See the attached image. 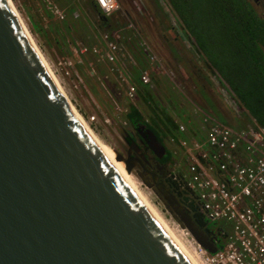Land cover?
<instances>
[{"label": "water", "instance_id": "95a60500", "mask_svg": "<svg viewBox=\"0 0 264 264\" xmlns=\"http://www.w3.org/2000/svg\"><path fill=\"white\" fill-rule=\"evenodd\" d=\"M143 181L217 251L165 185ZM0 264H196L70 106L12 0H0Z\"/></svg>", "mask_w": 264, "mask_h": 264}, {"label": "trees", "instance_id": "16d2710c", "mask_svg": "<svg viewBox=\"0 0 264 264\" xmlns=\"http://www.w3.org/2000/svg\"><path fill=\"white\" fill-rule=\"evenodd\" d=\"M54 1L65 9V18L43 23V15L38 17L27 12L34 34L49 38V31H56L55 42L62 53L70 44L87 48L86 58L89 66L97 70V77L102 78L106 83L108 91L112 93L110 94L113 96L112 99L115 98L116 102L118 99L121 104H125L129 99L127 91L124 95L106 64L108 63L105 56L106 46L101 34L107 33L110 40L128 46L136 56L138 65L133 68V78L138 87L137 97L152 114L157 117L165 116L170 137L177 135L179 124L183 123L188 128L189 135L196 141L203 143L206 140L208 127L202 126L203 119L198 113L191 112L182 117L178 115V110L174 109L171 115L155 105L154 92L160 93L162 89L158 81L163 76L161 74L165 76L167 74L159 67V63L151 62L150 51L147 50V44L142 41L136 18L122 8L104 19L102 16L105 15L94 0ZM166 1L180 18L195 50L205 59L206 66L217 80L216 88L221 89L227 99L235 103L236 111L239 113L235 117L238 123L236 128L240 131H248L250 126L264 127V20L255 14L251 6L243 5L241 0H231L233 11L228 9V0ZM76 12L79 13L78 16H75ZM46 14L50 19L49 11H46ZM163 15L165 16V13ZM50 41L53 42L51 39ZM94 47H100L101 51L94 53ZM68 54H71L70 48ZM78 62L79 58L76 60L77 64ZM142 71L149 73L154 82L153 87L141 83ZM100 83L98 78L97 82L88 81L92 92L111 114L115 104L104 89H101ZM127 106L124 117L130 123L136 124L144 119L142 112L133 103Z\"/></svg>", "mask_w": 264, "mask_h": 264}, {"label": "built area", "instance_id": "2783aa9c", "mask_svg": "<svg viewBox=\"0 0 264 264\" xmlns=\"http://www.w3.org/2000/svg\"><path fill=\"white\" fill-rule=\"evenodd\" d=\"M94 1L105 16L120 9L119 0L116 8H112V0ZM50 9L59 18H65L66 14L57 5L52 3ZM101 39L106 46L107 62L119 71L128 98L136 100L138 87L130 70L138 65L135 57L124 44L110 40L107 33H102ZM80 51L84 54L87 48ZM93 51L99 53L101 48L94 47ZM150 60L160 62L154 52L150 53ZM72 64L70 61L69 65ZM140 77L143 85H152L148 72L142 71ZM228 100L236 109L235 103ZM202 118L208 126L203 143L185 137L172 138L185 149L193 164L186 185L196 193L200 211L211 221L226 223L225 241H215L217 251L210 252L196 241L201 263L264 264V127L250 126L248 131H240L210 114ZM95 119L93 115L92 120ZM179 130L188 132L184 124Z\"/></svg>", "mask_w": 264, "mask_h": 264}, {"label": "rangeland", "instance_id": "374dc122", "mask_svg": "<svg viewBox=\"0 0 264 264\" xmlns=\"http://www.w3.org/2000/svg\"><path fill=\"white\" fill-rule=\"evenodd\" d=\"M18 9L19 13L21 14V17L24 19L25 23L28 25L29 30L31 31L32 35L34 36L38 46L41 48L42 52L45 54L48 62L50 63L54 73L60 80L61 85L64 87L65 91L67 92L68 96L70 97L71 101L74 103L75 107L78 109V111L83 115V117L86 119V121L89 123L91 128L94 130V132L102 138L103 141L110 144L115 150L120 151L121 153H125V135L127 133V130L131 129L130 122L124 117V111L127 109V105L129 103H133L140 112H142L144 119H148L150 116L157 117L156 115L152 114L151 110L141 102L140 98L136 96V100H126L125 104H121L120 101L117 99V102L115 101V98L110 92L108 91V87L106 83L102 80V78L97 77V70L93 67H90L88 64V60L86 58V53H81L80 45H73L70 44L68 46V49L70 48V53L68 54V49L66 48V51L62 53L59 49V47L56 45L55 38H56V31H49V38L41 37L39 35H36L32 32L29 19L27 16V12L31 14H35L38 17H41L42 15L43 23H48L50 21H57L61 18H59L57 15H55L51 9L50 5L53 3V5H57L63 12L65 13V9L59 4L56 3L54 0H44L41 2V0H12ZM51 2V4H50ZM120 2V9H125L128 11L129 15L136 18L139 22V29L138 31L143 34L142 37H145L146 39H152L155 41L156 45H158L159 49H161L162 53L164 54L166 60L168 61L169 66L172 64H175L177 61L180 63H183V61L187 62L188 57L186 58H179L177 56L178 50L174 49L175 44L174 39L180 38L178 40V47L181 52H183V45L185 49H188L189 51V58L194 63H187V65H190L191 68H194L197 65L200 64L202 66L201 69L204 68V60L199 57V53L195 54V47H193L192 40L188 37L187 32L184 30V27L180 21V18L177 16V14L172 10L171 6L168 4L166 0H137L138 3L141 5V9H139L138 4L134 3V0H119ZM49 11L51 14L50 19L48 18L46 11ZM165 13V16L163 15ZM79 13L76 12L75 16H78ZM150 17H153L154 20H159V17H163L164 21L162 23H157L156 26H158L157 30H154L149 33L150 26H148V19ZM161 21V20H159ZM204 21V20H203ZM215 22V21H214ZM164 33V34H163ZM161 35L163 38V42L161 41ZM165 35V36H164ZM50 39L53 41L51 42ZM165 40V41H164ZM62 41V39H61ZM141 41V40H140ZM139 43V42H138ZM140 44V43H139ZM165 45V46H164ZM127 50L130 54H132L135 59L136 56L134 53L126 46ZM158 54V53H157ZM160 57V56H159ZM200 59H198V58ZM79 58L78 64L76 63V60ZM72 61L73 64L69 65V62ZM137 61V59H136ZM152 63H157L153 62ZM138 63V61H137ZM164 63V62H163ZM109 67V72L111 73L112 77L114 78L116 84L121 89V91L126 94L127 88L124 83V81L119 76V71L116 69V66L110 63H106ZM193 64L195 66H193ZM165 67L168 65L165 64ZM172 67V66H170ZM175 69V68H173ZM200 69V70H201ZM207 68L205 67V70ZM175 74L177 75V78H175L173 75L165 76L164 74L160 80L158 81L160 85H162V89L160 93L154 92L153 100L155 102V105L158 106V108H163V110L168 114H173V112L177 109L178 115H181L182 117H185L188 114L193 113H201V107L198 102L190 98L183 87L178 84L175 80L179 79V76L184 77V74L181 72H178L175 69ZM98 80L101 82L100 87L101 89L106 92L108 97L112 99L114 102V108L110 112L107 110V107H104L101 103L98 97L92 92L90 85L88 84V81H96ZM185 78V77H184ZM215 77L213 76V81H215ZM217 81V80H216ZM204 87H200L198 91V98L203 102L202 104L205 106H211V109L213 112H211L213 115H215L218 120L221 122L227 123L229 125H232L234 127L238 126V123L236 122L235 118L230 115V117L223 116V112L220 109H217V105L214 103V97L209 95V93H206L203 90ZM114 95V94H113ZM191 97H193V93L191 94ZM119 102V103H118ZM127 106V107H126ZM124 108V109H123ZM123 109V110H122ZM175 109V110H174ZM95 115L96 119L92 120V116ZM109 119V121H107ZM177 136L183 138H189V135H185L184 133L177 132ZM191 139V138H190ZM190 168H193L192 166ZM133 174L137 177L138 181L140 182V185L142 189L148 194L151 201L155 203L157 208L161 211V213L168 219L170 224L178 230L182 235H184V239L190 243L191 246L194 247V249L197 251V244L196 240L194 239L193 235L189 232L188 229L184 227V225L175 217L174 214H172L168 207L165 205L164 200L158 195L155 188L149 187L141 177H139L135 171H133ZM185 174L190 175V173H187L185 170ZM190 178V177H189ZM230 227V224H229ZM198 252V251H197Z\"/></svg>", "mask_w": 264, "mask_h": 264}, {"label": "flooded vegetation", "instance_id": "af4514ba", "mask_svg": "<svg viewBox=\"0 0 264 264\" xmlns=\"http://www.w3.org/2000/svg\"><path fill=\"white\" fill-rule=\"evenodd\" d=\"M241 2L243 5L251 6L255 14L264 20V0H241ZM134 3L141 9L137 0H134ZM227 4L228 9L233 11L231 0H228ZM160 117L150 116L148 119L139 120L136 124L130 123L131 129L127 130L125 135V156L129 157L130 164L134 166L133 171L142 180L145 179L153 186L158 183L165 185L171 193V198L179 207L186 210L191 216L192 223L201 227L209 240L225 241L226 223L211 221L200 211L196 193L186 185L192 174L193 164L188 159L185 149L172 141L175 137H170L167 132L168 124L165 116ZM151 132L155 134L158 144L164 145L165 152L156 144ZM191 166L193 168H190ZM185 170L190 175L185 174ZM164 202L166 205L168 201L164 199Z\"/></svg>", "mask_w": 264, "mask_h": 264}, {"label": "crops", "instance_id": "0c3cea01", "mask_svg": "<svg viewBox=\"0 0 264 264\" xmlns=\"http://www.w3.org/2000/svg\"><path fill=\"white\" fill-rule=\"evenodd\" d=\"M159 20H161V21H159ZM159 20L157 19V21H156V20H154L153 17H150V19H148V21L150 22V23H148V26H150L149 33L152 32L153 29L154 30L158 29V26H156L157 23H162V21H164L163 17H159ZM143 34H145V33L143 32ZM143 34H142V36H143ZM179 39L180 38L174 39V43H173V45L175 44L174 49L178 50V53H177L178 59L179 58H186V57L189 58V56H190L189 51H188V49L184 48V45L182 46L183 47V52H181L179 50V47H178V45H179L178 40ZM142 41H143V43L147 44V46L149 47V49H147V50H149L150 53L151 52H154L156 54L158 53L157 54L158 57L160 56L159 57V60H160L159 67L161 69H163L166 74H168L170 76L173 75L175 78H177V75L174 72L175 69L178 72L182 71V73L184 74L185 78L182 77V76H179V79L175 80V81L178 82V84L183 87V89L185 90L186 94L190 98H192L193 100H195L196 102H198L200 104L201 113H198V115L200 117H203L204 114H206V113L208 114V113L213 112L212 109H211V106L203 105L202 104L203 102L198 98L197 89H199L200 87H204L203 90L206 93H209V95L214 97V99H215L214 103L217 105V109H220L223 112V114H222L223 116L225 115L226 117H230V115H231L232 117L235 118L237 115H239V113L236 111V109H234L232 107V105L230 104V102L227 99V97L225 96V94L222 93L221 89L218 90L216 88V86H218V83H217L216 80L213 81V74H211V72H210L209 68L206 66V64H204V68L203 69H201L202 66H200V64L199 65L196 64V66L193 64V66H195V67L191 68L190 65H187V63H194V62H192L191 59L186 58L187 62L183 61V63H180V62L177 61L175 64H173V65L171 64L170 66H172V67H170L169 64H168V61L165 58V56H163L164 54L162 53L161 49H159L158 45H156L155 41H153L152 39H150V40L146 39L145 37H142ZM161 41L163 42L162 35H161ZM139 43L143 44L142 42H139ZM194 51H195V54H198V52L196 50H194ZM198 55H199V57L202 58L201 54H198ZM198 59H200V58H198ZM203 60H205V59H203ZM163 62L165 64H167L168 66L165 67ZM205 67L207 68L206 70H205ZM133 68H134L133 66L130 67L132 77H134ZM173 68H175V69H173ZM133 81H134V78H133ZM150 86L151 87L154 86V82L153 81H152V85H150ZM192 93H193V97H191ZM204 111H208V112H204ZM212 116H214V115H212ZM214 117H216V116H214ZM181 124H183V123H180L179 126ZM201 124L205 128L208 127L207 124L202 122V120H201ZM178 132L182 133L179 130V128H178ZM184 134L185 135H189L188 132H186ZM173 137L179 138V136H177V135L173 136ZM189 137L194 140V138L191 137L190 135H189Z\"/></svg>", "mask_w": 264, "mask_h": 264}, {"label": "bare ground", "instance_id": "6f19581e", "mask_svg": "<svg viewBox=\"0 0 264 264\" xmlns=\"http://www.w3.org/2000/svg\"><path fill=\"white\" fill-rule=\"evenodd\" d=\"M12 4L14 8L16 9L17 15L20 18V21L22 25L24 26L28 36L30 37L32 43L34 44L35 48L37 49L39 55L41 56L43 62L45 63L46 67L50 70L51 74L53 75L56 83L58 84L59 88L61 89L62 93L66 97L68 103L73 108L75 113L78 115V117L81 119V121L84 123V125L87 127V129L91 132V134L94 136V138L98 141V143L101 145V147L105 150V152L108 154V156L114 161V163L118 166V168L121 170V172L125 175V177L130 181V183L137 189V191L141 194V196L144 198V200L147 202V204L151 207V209L155 212V214L159 217V219L163 222V224L167 227V229L171 232V234L176 238V240L180 243V245L183 247V249L187 252V254L191 257V259L196 264H202L201 263V257L200 253L197 252L193 246L190 245L185 239L184 235H182L178 230H176L168 221V219L161 213V211L157 208L155 203H153L148 196V194L142 189L140 182L138 181L137 177L133 173H129L126 168V164L124 161H120L117 159V153L116 150L107 142L103 141L102 138H100L94 130L91 128L89 123L86 121V119L83 117V115L78 111V109L75 107L74 103L71 101L70 97L68 96L67 92L65 91L64 87L61 85L60 80L54 73L50 63L48 62L45 54L42 52L41 48L38 46L34 36L32 35L31 31L28 28V25L25 23L24 19L21 17V14L19 13L18 9L16 8L14 2L12 1Z\"/></svg>", "mask_w": 264, "mask_h": 264}, {"label": "clouds", "instance_id": "9594fccd", "mask_svg": "<svg viewBox=\"0 0 264 264\" xmlns=\"http://www.w3.org/2000/svg\"><path fill=\"white\" fill-rule=\"evenodd\" d=\"M118 7L116 0H112V8H116Z\"/></svg>", "mask_w": 264, "mask_h": 264}]
</instances>
